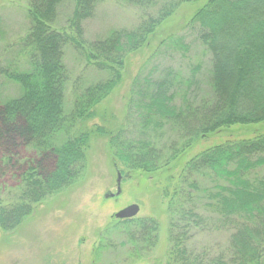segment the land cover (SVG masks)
Instances as JSON below:
<instances>
[{"label": "trees", "instance_id": "1", "mask_svg": "<svg viewBox=\"0 0 264 264\" xmlns=\"http://www.w3.org/2000/svg\"><path fill=\"white\" fill-rule=\"evenodd\" d=\"M123 1L144 10L157 5V0ZM185 1L190 0L180 2ZM65 2L72 4V12L66 27L55 30L58 9ZM100 2L28 1V29L19 44L27 68L0 70V75L21 89L17 98L0 104V180L14 168L17 172L16 193L11 201L0 202L2 233L15 230L49 198L83 178L85 155L95 136L108 138L113 164H120L125 175H153L199 139L233 126L264 123V0H208L190 24L211 56L212 97L199 106L186 99L183 106H176L173 79L145 80L144 85L137 79L134 82L137 90L131 102L141 129L156 133L168 125L176 140L160 148L147 139L125 138L120 130L110 133L98 125L84 128L121 82L128 56L140 51L178 6V2L164 3L156 16H147L134 31H114L105 39L88 42L83 23L94 16ZM168 40L175 49H187L180 38ZM67 47L82 58L85 68L104 74L88 85L73 84L69 112L64 110ZM257 134L214 145L184 163L167 209L171 218L167 255L172 264H264V176L250 177L264 168V132ZM198 191L206 195V207L219 217L221 227L231 231L227 250L209 259L193 256L185 247L190 226L204 221L178 201ZM167 194L168 190L163 191V198ZM110 228L126 234L136 256L156 247L159 226L153 219H115Z\"/></svg>", "mask_w": 264, "mask_h": 264}, {"label": "rangeland", "instance_id": "2", "mask_svg": "<svg viewBox=\"0 0 264 264\" xmlns=\"http://www.w3.org/2000/svg\"><path fill=\"white\" fill-rule=\"evenodd\" d=\"M29 0H0V70H26V58L19 49L20 40L28 29L27 4ZM157 0L155 8L144 10L126 4L123 0H101L94 16L83 23L84 39L88 42L107 38L114 31H134L147 16H156L157 9L168 2H178L174 14L161 25L146 45L128 56L122 80L113 92L98 106L96 117L84 128L102 126L107 132L123 131L131 140L147 139L160 148L170 146L176 136L164 126L156 133L142 130L135 112L134 82L173 79L174 104L183 106L184 99L194 106L212 97L210 89L211 56L198 41L197 30L190 24L195 12L208 0ZM72 12L70 2L58 9L53 29L63 30ZM169 38H180L185 51L168 45ZM64 66L68 81L64 87V110L69 112L73 101L72 87L76 81L85 85L104 77L85 68L82 58L71 48L64 50ZM192 79V80H190ZM18 85L0 75V104L17 98ZM264 132V123L252 126H233L197 140L166 169L153 175L130 172L114 166L108 147V138L95 136L86 152L83 178L73 187L52 196L37 208L33 216L15 230L0 232V264H172L168 259L167 229L170 222L168 203L171 192L186 160L203 150L226 141L251 139ZM28 151L24 156H28ZM122 171V173H120ZM0 180V202L11 201L16 193L17 172ZM117 173L121 175L120 194L116 193ZM264 176V168L250 174L251 178ZM203 186H201L202 188ZM168 190L167 198L163 191ZM177 201V200H176ZM183 207L194 210L203 218V224L187 233L185 247L193 256L212 258L227 250L230 230L221 227L219 217L206 204L201 191L190 199L179 200ZM136 204L139 213L135 219H153L159 226L156 247L149 253L136 256L128 237L119 229L110 228L113 215ZM177 204V203H176Z\"/></svg>", "mask_w": 264, "mask_h": 264}, {"label": "water", "instance_id": "3", "mask_svg": "<svg viewBox=\"0 0 264 264\" xmlns=\"http://www.w3.org/2000/svg\"><path fill=\"white\" fill-rule=\"evenodd\" d=\"M120 178H121L120 173H117L116 193L114 195L113 194L106 195V198L118 196L120 194V181H121ZM138 213H139V207L136 204H131V205L121 209L117 213H115L113 215V217L116 220H127V219L135 218Z\"/></svg>", "mask_w": 264, "mask_h": 264}]
</instances>
